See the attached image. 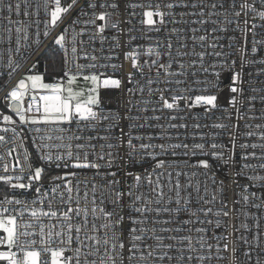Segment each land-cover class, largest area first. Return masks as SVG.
I'll return each instance as SVG.
<instances>
[{"label":"snow or ice","instance_id":"1","mask_svg":"<svg viewBox=\"0 0 264 264\" xmlns=\"http://www.w3.org/2000/svg\"><path fill=\"white\" fill-rule=\"evenodd\" d=\"M3 0H0L2 3ZM66 6H62L61 0H54L55 7L50 12V21H44V36L50 35L49 24L52 27H59L64 23L62 14L68 13L70 10H76L78 5V16L71 20V25L84 24L86 27L93 29L91 39L95 40L99 37L101 44L104 43L105 37L103 33L106 30H115V34L111 37L114 42L110 49L115 52L122 47L121 37L122 35L127 37L126 43L123 47L131 45V42L136 40L137 37L131 35L133 31H140L143 34L147 32H161L167 30L170 35L175 36L177 41L180 42L184 39L182 34L185 31L190 30L194 35L192 36L193 43L199 42L202 47L212 49L211 53L200 52L196 53L193 50L191 53L187 51H181V48H186L187 45L180 43L176 52L173 53L172 49L174 45L169 41L165 47L166 52L153 53L151 46L143 53L148 59L141 62L138 48L124 53V60L130 62L131 69L139 73L142 80H146L147 92L149 96L158 93V100L156 101L160 107H153L152 112H162L164 109L170 110V112H179L181 108L180 101H184L183 108L191 109L195 107H202L206 113L213 112L216 109L221 108L218 103L219 96L217 92L212 89H219V76L220 70L228 71L231 73V86L230 92L233 94L228 100V103L235 109L237 119H242L241 110L247 104L248 111L254 110V102L258 98L261 104H264V95L257 96H245V89L243 87L244 80L242 79L241 70L246 64L259 63L264 64V58L256 60L249 59V54L255 57L258 50L264 49V31H258V29H264V0H260V8L257 9L254 3L250 0H212L208 3L205 0H71L70 3L65 0ZM21 5L17 3L15 5L16 14L20 15ZM37 9L43 7L47 14L49 10V0H43L42 4L36 5ZM129 9L132 11L129 12ZM141 9V12L137 13L135 10ZM181 9V11H177ZM191 9L192 11H189ZM7 10L12 13V5H7ZM251 14V18L250 17ZM25 17H28L30 13L27 11V0L25 5V11L23 12ZM36 15V13H32ZM137 15L142 16L139 21L141 25L146 27L136 29L135 24L132 23L130 17ZM196 19H191V17ZM179 17V19L177 18ZM215 17V19H213ZM8 19L9 24L16 23L22 24L21 21H12L10 16L5 17ZM86 18V19H82ZM158 18V19H154ZM256 20L261 23H255ZM100 21L102 23H97ZM37 24L39 20L35 21ZM59 22V23H58ZM131 27H121V25H129ZM172 27L168 29V25ZM200 25L201 27H191L186 29L185 27H177L178 25ZM236 24L234 29L236 32L241 33V40L233 36L226 37L229 41L227 45L221 44L220 41L225 37L218 35V33H227L228 26ZM211 25V28L205 27ZM9 34L12 29H5ZM201 30L204 31L203 35H195ZM16 44L17 51H19L21 39L27 41L29 38L27 27H16ZM69 29L64 27L61 34L54 37V43L58 45L64 51L63 60V75L67 77V86L61 83H44L41 75H28L24 79H21L15 88L9 93L8 97L10 101H16L18 106L15 108L16 116L19 119L20 125H32L37 126L31 128L30 131L36 133L44 132V135L38 137L39 143L33 141L35 146L40 152V159L45 163L55 162L57 166L70 167L72 169H101L102 165L97 161H106V167L108 171L102 174V179L105 181L102 185L95 183L91 184V200L89 201L88 181H83L85 186V192L83 197L80 196V183L75 182V189L73 186V180L69 177L75 178L80 173L66 172L63 176L57 175L52 178V182L48 188V191H42V186H35V193L39 197V201L34 198L31 203L33 205L38 202L43 204L47 201V211L43 207H32L28 210V215L32 218V222H18L17 217H23V210H10L6 205H19L27 203L18 199L15 195H9L5 193L0 205H5L0 209V246H4L7 250L0 251V261L6 262V264H49L46 258H42L45 254L50 255V264H185L193 259L201 262L205 260H211L213 257L202 254L207 247L209 252L212 246L207 244V241L203 235L195 237L191 233H204L206 229L202 227L186 228L187 225L196 224H211L212 220L200 219V215L204 217L213 215L217 217L215 220L216 227H221L222 220L220 217L228 218L233 215V210L228 206V200L225 196L227 191V185L224 180H220L217 184V178L213 175L211 177L213 185H216L211 199H207L206 196H199V186H196L195 191L198 195V204L208 205L215 203L219 199L221 207L214 210L212 207H199L192 208L191 193L187 192V189L192 188L191 182L182 184L180 177L187 176V173L182 171L175 172V182H172L173 172L168 171V192L164 191L165 185L161 182V178L164 173L157 171V169L165 168L166 161L158 159L161 155H168L169 149H172V156L178 155L175 149L183 148L186 151L183 155H203L211 156L214 159L222 161L225 165H228L232 161V153L236 147L238 141V132L234 131L235 125L231 123V113L227 117H221L218 119H227L228 123H213L210 127L214 129H221L220 133L211 134V143H193L189 145L187 143H177L165 145L164 143L154 144L151 143L153 137H142L131 135V131L125 132L123 128L120 130V135L117 137L112 134L113 127H120V121L122 119L136 121L139 120V116H131L120 113H110L109 115L98 114L93 110V106L99 107L100 100L98 99V89L103 87L105 89H121L122 81L118 78H111L104 76L103 73L90 72L89 69L108 68L111 67L113 71L123 70L124 65L117 63L110 64H97L95 63L100 59H107L112 61L114 56L97 57L95 55L89 56L87 53L82 57L84 60L91 61L86 64H76V72L73 73L69 67L70 60L68 56V47L66 44V37ZM73 38L71 41V53L74 59L81 57L77 56L78 48L76 46L77 37L84 36L85 31L79 33L75 32L73 27ZM22 34V35H21ZM235 42V43H234ZM251 44L250 49L247 48V44ZM83 39L80 40V45L83 46ZM157 47L160 46V41H156ZM219 49V50H218ZM228 49H231L229 51ZM81 50L83 48L81 47ZM212 55L217 58V62L210 64V68L213 70L209 72V68L204 67L205 55ZM154 55L155 58H152ZM189 55H195L199 60V67L205 74L215 75L217 80H194L191 83L200 85H210L209 87L193 88L188 84L186 79L182 77H188L189 67H196V61H193L191 65L184 62V57ZM162 56H167L168 59L165 62L162 61ZM239 59L240 68L237 69L234 65ZM8 66L12 71L20 68L17 63L13 66L11 57L8 60ZM145 68L148 73H151L155 69L156 77L152 78L150 75L145 77ZM178 69V70H177ZM197 72H192L191 76H196ZM12 72H9L11 77ZM259 75V73L257 74ZM128 82L132 83L134 73L129 71L127 73ZM82 77L85 82V88L81 91H75L71 85L75 84L78 78ZM91 87H87L88 84ZM138 86L137 90L141 93L145 91V87L141 84L140 80L136 81ZM153 84L166 85L162 88L153 89ZM176 87H172V85ZM185 85L184 87H180ZM127 91L131 93L132 88H128ZM200 94L191 95L193 92ZM253 93L264 92V89L252 88ZM31 94V102L24 106V97ZM170 94V95H166ZM171 101V102H170ZM127 103H131L128 101ZM141 103L149 105L152 103L150 100H142ZM9 107L12 105L9 103ZM138 111H148L147 107L138 108ZM228 112V109H224ZM131 112V109H128ZM26 113L34 115H26ZM197 117H193L196 119ZM151 119L159 121L162 119L160 115H154ZM184 120L185 117L177 115H169V120ZM248 120L264 119V116L257 117L255 115L248 116ZM101 120L111 121L109 125L104 129L108 135H78L76 133H82L85 127L89 131H96V124ZM147 120V117L145 118ZM76 122L75 131L71 127H64V125H71ZM80 121L88 122L82 126ZM3 122L5 124H13L14 121L11 116L4 115ZM39 125H43L41 128ZM137 125L130 124L129 129L136 127ZM143 127V125H139ZM186 123L174 124L170 123L171 128H187ZM209 127L208 125H205ZM163 128V125H160ZM194 128L199 129L201 125L199 123L193 125ZM245 127L248 129L244 133L246 139L251 140L255 138L257 142L240 143L239 147L244 149V154L241 157L245 163L242 166L241 172L235 173V175H241L243 172L251 170L253 173L256 170H264V123L262 124H247ZM11 131L15 138H20L19 133L13 128H0V132L7 133ZM217 135H227L228 143H217ZM22 139V138H21ZM144 139L149 140V143H143ZM201 139L204 140L205 136L202 134ZM84 140L86 143H78V141ZM93 140L112 141L116 140L117 143L100 144L101 151L95 152L96 145L92 144ZM135 140L141 141V143H134ZM58 141V143H51ZM14 142V141H13ZM77 142V143H74ZM8 140L5 136L0 135V144H7ZM126 144V151L125 149ZM231 145L229 148L228 145ZM23 144H21V147ZM206 147L212 151H205ZM107 148L109 151L105 152ZM159 149V152L155 149ZM253 151L248 152L247 149ZM84 149H92V152L84 151ZM117 149V152L111 151ZM152 149V151H149ZM220 149V151H216ZM256 149H260L259 154ZM199 150V151H197ZM15 148L8 150L7 155L11 156L12 152H15ZM123 151V155H121ZM90 155L95 156L96 159H90ZM150 157L155 161V165L151 172L145 174H136L128 169V165L134 163H142L145 157ZM4 156H0V160H3ZM16 160L15 157H13ZM29 160L27 152L24 154V162L16 160V166L19 167L20 172L24 171V164H27ZM116 160L123 161L122 164L117 165ZM256 160L258 163L252 164L248 161ZM186 166L199 167L205 170L211 168V164L207 159H201L195 165ZM174 166L179 167V164L175 161L167 163L168 168ZM118 168L122 170L127 177L132 178V184L126 189L118 187L121 184L120 171L112 170ZM9 171L8 164L3 167V172ZM15 171V169H13ZM43 168L34 167L29 164L28 166V183H24V176L22 175H0V182L7 185L12 190H28L32 189L34 183L37 185L42 180ZM96 175H100L97 171ZM195 175V173H193ZM156 179L153 180L152 177ZM110 177V179H109ZM248 181L264 182V176L258 174L247 175L245 177ZM61 181L57 184L55 181ZM232 183H236L235 179H232ZM145 184L149 188V192L142 191ZM254 186V185H253ZM100 188L99 203L97 202V189ZM75 190V198L73 192ZM207 193V185L204 188ZM49 192L52 194L49 197ZM186 193V194H185ZM254 196V194H253ZM242 200L245 204L250 202L247 186L244 187ZM83 200L84 206L81 207ZM54 203H58L59 207H54ZM110 203L112 209L108 210L105 205ZM264 203V200H262ZM73 204L75 206H73ZM89 204L91 207H89ZM175 205L170 207L169 205ZM259 205L253 204V207ZM11 211H16V215L10 214ZM5 213H9L5 215ZM168 215V219H161V214ZM186 213L188 218L180 220V214ZM247 215V214H246ZM91 216V221H89ZM43 218H47L49 221L55 219L56 224H45ZM79 221V222H75ZM97 221H102L97 223ZM179 221V226L167 227L165 225H173ZM227 223V220L223 221ZM247 229L248 225H242ZM23 229V231L21 230ZM33 229V231H29ZM38 229V231H35ZM54 229H56L54 231ZM187 231L189 234L180 235V233ZM103 235H100V233ZM169 233V235H164ZM38 236L39 241L34 237ZM55 239L60 240V244L63 245L53 248L51 245ZM223 240L227 241L228 236L224 235ZM241 239H244L241 237ZM170 243H165V241ZM153 241V243H148ZM37 243L39 248L36 247ZM73 243L76 247H72ZM245 243L247 240L245 239ZM199 245V248L196 247ZM13 249H16L13 251ZM224 252L229 251V244L224 243ZM71 251L72 256H66L65 253ZM221 248L217 246L216 259H224L219 255ZM237 248L233 244L231 248L232 262L231 264H238L236 260ZM192 253H201L195 257ZM245 256L250 253L245 252Z\"/></svg>","mask_w":264,"mask_h":264},{"label":"built area","instance_id":"2","mask_svg":"<svg viewBox=\"0 0 264 264\" xmlns=\"http://www.w3.org/2000/svg\"><path fill=\"white\" fill-rule=\"evenodd\" d=\"M68 3L71 2V0H67ZM146 2V0H145ZM196 2H199V0H196ZM205 2H212V0H205ZM251 3L255 4V7L257 9L260 8V0H250ZM19 3L21 5L20 7V15L16 14L15 5ZM43 0H27V11L30 13L28 17H25L23 15V12L25 11V5L26 0H3L2 3H0V128L8 127L16 129V131L19 133L20 138L13 137V133L11 131L4 133L0 132V135H3L8 140L7 144H0V156H4L3 160H0V175H22L24 176V183H28L27 175H28V166L29 164L34 167L39 166L43 168L42 173V180L37 185L34 183L32 189L23 190H12L8 188L7 185H4L2 182H0V200L3 199L5 193H8L9 195H15L18 199L25 201L27 203V208H25V204H19V205H6L10 210L16 209V210H23L24 215L23 217H17L18 222H32V218L28 215V210H30L32 207L41 208L43 207L45 211H47V201H44L43 204L37 203L33 205L31 201L36 198L39 201V197L35 193V186H42V191H48V188L50 186V183L52 182V178L61 175L63 176L66 172H77L80 173L75 178L69 177V179L73 180V186L75 189V182L81 181L80 183V196L83 197V194L85 192V186L83 181L87 179L88 181V192H89V201L91 200V184L95 183L98 186L105 183V181L102 179V174L109 169L106 167V161H97L99 162L102 167L99 170L96 169H72L70 167H63L57 166L55 162L53 163H45L41 161L40 159V152L33 143V141H36V143H39L38 137L41 135H44V132L36 133L35 131H30L31 128L37 127L32 125H20L19 119L16 116L15 108L18 106L16 101H10V98L8 97V93L16 87L17 83L24 79L29 74H44V63L43 60L40 59L41 53L45 50V48L51 44L54 43V37L61 34L64 27H68L69 31L67 33L66 37V44L68 47V56L70 60L69 67L73 73L76 72V64H86L90 63L89 60H84L82 57L87 53V55L92 56L95 55L97 57H107L109 55L114 56L115 59L112 61H109L107 59H100L97 60L95 63L97 64H110V63H117V64H123L124 68L123 70H117L113 71L111 67L108 68H98V69H89L90 72H97V73H103L104 76L102 78L111 77V78H118L122 81L121 89H105L103 87H100L98 89V99L100 100L99 107L93 106V110L97 111L98 114L101 115H109L110 113H120L122 115L127 114L131 116H139L140 119L136 121H130L126 119H122L120 121V127H113L112 128V134L115 136L120 135L121 128L124 129V131L127 133L131 131V135L133 137L136 136H142V137H153L151 143L154 144H160L164 143L166 146L170 144H177V143H187L189 145H192L193 143H206L210 144L211 141V134L212 133H220L221 129H214L210 127L213 123H228L229 121L227 119H218L221 117H227L229 113H231V123L236 126L234 131L238 132V141L236 144V147L232 153V161L229 162L228 165H225L222 161L218 159H214L211 156H203V155H183L186 150L183 148L175 149L174 151L178 153L176 156H172L171 152L172 149H169L168 155H161L158 157V159H163L167 163H172L173 161L177 162L179 164V167L174 166L173 168H168L167 163L165 165V168L163 169H157V171L164 173V176L161 178V182L165 185L164 191L167 194L168 192V176L167 172L171 171L173 172L172 182H175V172L176 171H182L184 173H187V176H181L180 180L182 184H186L191 182L193 185L192 188L187 189V192L191 193V199H192V208H199V207H212L214 210L219 209L221 207L219 203V199L215 203H211L208 205H202L198 204V195L195 191L196 186H199L200 192L199 196H206L207 199H211V196L214 193L216 185H213L211 177L214 175L217 178V184L220 180H224L225 184L227 185V191L225 193V196L228 200V206L230 209L233 210V215L228 218L220 217L219 219L222 220L221 227H216L215 220L217 217L213 215H209L208 217H204L203 214L200 215V219L203 220H212L213 223L208 224H196V225H187L186 228H195V227H202L206 229L204 233H191L193 235L194 241L195 237L198 235H203L207 241L208 245H211V251L209 252V249L206 247L202 254L204 255H211L213 258L211 260H205L203 262L193 259L190 264H231L232 262V254H231V248L233 247V244L237 248L236 252V260L238 261V264H264V203H262V200H264V182H255V181H248L245 179L247 175L252 174H258L261 176H264V170H256L255 173H253L251 170H248L246 172H243L241 175H235V173L241 172L242 166L245 163L244 160H242V156L244 154V149H241L239 147L240 143H249V142H257L255 141V138H251V140L246 139L244 136V133L248 131V129L245 127L247 124H262L264 123V119H257V120H248V116L255 115L257 117L264 116V104L260 103V100L257 98L254 102V110L252 112L248 111L247 104L244 108L241 110V116L244 117L242 119H237V114L234 108L228 103V100L233 95L230 92V86H231V73L224 70H220L219 68L215 69V71L220 72L219 76V89H212V91L217 92L219 99L218 103L221 106V108L214 110L213 112L206 113L202 107H195L191 109H184V101H180L182 111L179 112H170V110L164 109L162 112H152L153 107H160L159 104L156 103L158 100V93L149 96L147 92V84L146 80H142L139 73H136L135 70L131 69L130 62L125 61L123 56L125 52L132 51L133 49L139 50L141 53L140 60L143 62V60L148 59L147 56L143 55V53L148 49L149 46H151L153 53L160 52L165 53L166 47L165 45L171 41L174 45L172 51L173 53L176 52L177 47L180 46V43L186 44V48H181V51H187L191 53L193 50H195L196 53L200 52H207L211 53L212 49L202 47L199 42L193 43L192 36L194 35L190 30L185 31L182 36L184 39L180 42L177 41V38L175 36H172L169 34L167 30L161 31L159 33L157 32H147L146 34L141 33L140 31H133L131 35H134L137 37L136 40L131 42V45L127 47H123V45L126 43L127 37L123 36L121 37V45L122 47L120 49H117L115 52H112L110 49V46L114 43L111 39V37L115 34V30H106L105 33H103V36L105 37V41L103 44H101L99 37H97L95 40L91 39L93 29L91 27H86L84 24H78V25H71V20L75 19L79 12H78V5L76 6V10H70V15L68 13H65L63 16L64 23L60 24L59 27H52L51 24H49L50 29V35L48 37L44 36V21L49 20L50 21V12L55 7L54 0H49V10L47 14L45 13V10L43 7H40L37 9V4H42ZM12 5L13 11L12 13H9L7 10V5ZM62 6H66L65 0H61ZM132 10L129 9V12ZM137 13L141 12V9L135 10ZM177 11H181V9H177ZM189 11H192L189 9ZM32 13H36V15H32ZM11 18L12 21H21L22 24H16L12 23L9 24L8 19L5 17ZM179 19V17H177ZM251 18V14L250 17ZM86 19V18H82ZM132 23L135 24L136 29L144 28L146 26L141 25L139 21L142 19V16L137 15L135 17H130ZM158 19V18H154ZM191 19H196V17H191ZM215 19V17H213ZM39 20L40 23L37 24L35 21ZM97 23H102L100 21H97ZM255 23L259 24L261 21L256 20ZM27 27L29 38L27 41L21 39L19 51H17V44H16V27ZM132 24L129 25H121V27H131ZM11 28L12 31L9 34L5 29ZM73 27L75 28V32L79 33L82 30L86 32V34L82 37L78 36L76 40V46L78 48L77 56L81 57L79 59H74L72 57L71 53V41L74 35ZM172 27L171 24L168 25V29ZM177 27H185L186 29H190L191 27H201L200 25H178ZM205 27L211 28V25H207ZM237 27L236 24L228 26L229 30L227 33H218V35L225 37L220 41L221 44L227 45L229 43L228 39L226 37L235 35L238 38V41L240 43H243L241 38V33L234 31V29ZM258 31H264V29H258ZM205 34L203 30H201L199 33H195V35H203ZM22 35V34H21ZM83 39L84 44L83 46L80 45V40ZM160 41V46L157 47L156 41ZM235 43V42H234ZM81 47L83 50H81ZM251 44H247V48L250 49ZM60 49L61 52V65L59 70V76L56 82H62L65 83L67 80V77H64L63 75V60H64V51L63 49ZM219 50V49H218ZM231 51V49H228ZM9 57H11L13 61V66L15 64H19L20 68L16 69V71H12L11 68L8 66V60ZM152 58H155L154 55ZM249 59H262L264 58V49L258 50V53L255 57H252L249 54ZM168 59L167 56H162V61L165 62ZM193 61H196V67H189L187 71L189 72L188 77H182L181 79H186L188 81V84L191 85L193 88H203V87H209L210 85H196L192 84L191 82L194 80H210L215 81L217 80V77L215 75L205 74L199 67V60L198 57L195 55H189L184 57V62L186 64L191 65ZM217 62V58L208 54L205 55L204 58V67L209 68V72L211 73L213 70L209 67L210 64ZM235 68L239 69V59L237 58V63L234 65ZM178 70V69H177ZM129 71H132L134 73L132 83L128 82V76L127 73ZM9 72H12L11 77H9ZM192 72H197L198 74L196 76H191ZM259 73V75H257ZM151 76L155 79L156 72L155 69L151 73H148L147 68H145V77ZM242 79L244 80V89H245V96H257L264 95V92H258L253 93L252 88L257 89H264V64L259 63H253V64H246L243 69L241 70ZM140 80L141 84L144 85L145 91L143 93L139 92L137 90L138 86L136 84V81ZM77 83L79 84V87L81 89L85 88V82L83 81L82 77L78 78ZM92 85L89 83L87 87H91ZM166 85L163 84H153L151 87L153 89L155 88H162ZM185 85H181L180 87H184ZM172 87H176V85H172ZM128 88H132L133 91L129 93L127 91ZM200 93L193 92L191 95L194 97L195 95H198ZM170 95V94H166ZM142 100H150L152 101L149 105H144L141 103ZM128 101H131V103H127ZM31 102V94L26 95L24 97V106L27 107V105ZM171 102V101H170ZM9 103H11L12 107H9ZM147 107L148 111H138V108H144ZM131 109V112H128V109ZM224 109H228V112H225ZM35 113L26 115H34ZM8 115L11 116L14 123L13 124H5L3 122V116ZM154 115H160L162 117L161 120L156 121L151 119ZM169 115H177L185 117L184 120H169ZM197 117L196 119H193V117ZM147 117V120L145 118ZM88 122L80 121V124L82 126L86 125ZM111 123V121L108 120H101L98 124H96V131L91 132L88 130L87 127H85V130L82 133H76L78 135H84L85 137L92 135V136H103L108 135L109 133H106L104 129ZM137 125L136 127L129 129L130 124ZM170 123L174 124H180V123H186L188 126L187 128H171L169 127ZM199 123L201 127L199 129L194 128L193 125ZM139 125H143V127H140ZM160 125H163V128L160 127ZM205 125H208L209 127H206ZM39 127L43 128V125H39ZM64 127H71L73 131L76 129V122L74 121L71 125H64ZM205 136V139H201V135ZM22 138V139H21ZM14 141V142H13ZM117 143L116 140L112 141H103V140H93L91 141L92 144L96 145L95 152L99 153L101 151L100 144H107V143ZM143 143H149L150 141L147 139H144L142 141ZM217 143H228V137L227 135H217L216 137ZM51 143H58V141H53ZM77 143V142H74ZM78 143H86V141L81 140L78 141ZM134 143L139 144L141 141L135 140ZM21 144L23 146L21 147ZM229 148H231V145H228ZM11 148H15L16 151L12 152L11 156L7 155L8 150ZM84 151L92 152V149H84ZM105 152L109 151V149L105 148ZM114 153L117 152V149H112ZM126 151V144L125 149ZM149 151H152V149H149ZM155 151L159 152V149H155ZM199 151V150H197ZM205 151H212L210 148L206 147ZM216 151H220V149H217ZM248 152L253 151L252 149H247ZM257 153L259 154L260 149H256ZM27 152L29 160L27 164H24V171L23 173L20 172L19 167L16 166V160H20L21 163L24 162V154ZM123 155V151L120 153ZM13 157L16 158V160L13 159ZM90 159L95 160L96 157L90 155ZM201 159H207L210 164L211 168L208 170H205L203 168L199 167H191L186 166L184 164L185 161L188 162V165H195L197 162ZM249 163L256 164L258 161L251 160L248 161ZM115 163L117 165L122 164L123 161L116 160ZM5 164H8L9 171L7 173L3 172V167ZM155 165V161H153L150 157H145L144 161L142 163H134L132 165H128V169L136 174H145L146 172H151L153 167ZM15 169V171H13ZM112 170L120 171V178H121V184L118 186L121 189H126L132 184V178L125 176L124 172L118 168H113ZM97 171H99L100 175H96ZM195 173V175H193ZM235 179L236 183H232V179ZM110 179V177H109ZM153 180L156 179L155 176L152 177ZM55 183L59 184L61 181L57 180ZM205 185H207V193H205L204 188ZM254 185V186H253ZM247 186V191L249 194V200L250 202L248 204H245L242 200V195L244 192V187ZM100 188L97 189V202L99 203V196H100ZM143 192L148 193L150 190L148 186L145 184L144 188L142 189ZM186 194V193H185ZM254 194V196H253ZM51 193L49 192V197H51ZM73 196L75 198V190L73 192ZM253 204L259 205L258 207H253ZM54 207H59L60 205L58 203H54ZM73 206H75L73 204ZM84 206L83 200L81 202V207ZM170 207H174L175 205H169ZM5 207V205H0V209ZM89 207L91 205L89 204ZM105 207L108 210L112 209V205L110 203H106ZM9 213H5V215H8ZM10 214L16 215V211H11ZM247 214V215H246ZM161 219H168V215L165 213L161 214ZM188 216L186 213H181L179 219L182 221L184 219H187ZM45 224H56L57 221L55 219L49 221L47 218H43ZM227 220V223H223V221ZM89 221H91V216H89ZM79 222V221H75ZM102 221H97V223H101ZM247 224L248 227L245 229L242 225ZM167 227H176L179 226V221H177L176 224L173 225H165ZM23 231V229H21ZM56 229H54L55 231ZM29 231H33V229H29ZM35 231H38V229H35ZM189 234L187 231L180 233V235H187ZM0 235H3V233H0ZM100 235H103L101 232ZM164 235H169V233H165ZM224 235L228 236V240L225 241L222 239ZM243 237L244 239H241ZM37 241H39V237H34ZM245 239L247 240V243H245ZM148 243H153V241H148ZM165 243H170V241H165ZM224 243L229 244V251L224 252L223 245ZM53 248L57 246H63L60 244L59 239H55L51 245ZM219 246L221 248V251L219 252V255L224 257V259H216L217 252L216 248ZM37 248H39V244L36 245ZM72 247H76V244L73 243ZM197 248H199V245H196ZM7 250L4 246H0V251ZM16 249H13L15 251ZM248 252L250 255L245 256L244 253ZM201 253H192V255L195 257L196 255ZM66 256H72L73 253L71 251L65 253ZM46 258L50 264V255L45 254L44 257ZM0 264H6L4 261H0ZM74 264V262H73ZM173 264H176V262H173ZM185 264H188V262H185Z\"/></svg>","mask_w":264,"mask_h":264},{"label":"trees","instance_id":"3","mask_svg":"<svg viewBox=\"0 0 264 264\" xmlns=\"http://www.w3.org/2000/svg\"><path fill=\"white\" fill-rule=\"evenodd\" d=\"M40 59H42L44 63L43 78L45 81H56L59 76L61 65V52L59 46L55 43L49 44L41 53Z\"/></svg>","mask_w":264,"mask_h":264},{"label":"rangeland","instance_id":"4","mask_svg":"<svg viewBox=\"0 0 264 264\" xmlns=\"http://www.w3.org/2000/svg\"><path fill=\"white\" fill-rule=\"evenodd\" d=\"M63 16H64V14H62V18H63ZM59 23V22H58ZM29 75H41V74H39V73H37V74H29ZM42 77H43V75H41ZM67 81V80H66ZM43 82L44 83H61V84H63V85H65V86H67V84H66V82L65 83H62V82H56V81H52V82H47V81H45V79L43 78ZM71 87L75 90V91H81L82 89L79 87V84L76 82L75 84H73V85H71Z\"/></svg>","mask_w":264,"mask_h":264}]
</instances>
